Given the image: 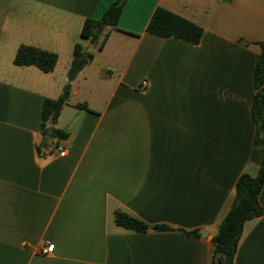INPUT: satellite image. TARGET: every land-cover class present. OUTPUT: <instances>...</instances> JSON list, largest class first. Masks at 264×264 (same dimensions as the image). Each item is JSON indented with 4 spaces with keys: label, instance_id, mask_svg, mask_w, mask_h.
Segmentation results:
<instances>
[{
    "label": "crops",
    "instance_id": "0c3cea01",
    "mask_svg": "<svg viewBox=\"0 0 264 264\" xmlns=\"http://www.w3.org/2000/svg\"><path fill=\"white\" fill-rule=\"evenodd\" d=\"M114 1L0 0V264H214L236 182L259 173L264 0H126L98 49L83 24ZM158 7L201 26V41L148 33ZM77 43L94 58L53 125L65 137L41 154L43 103L62 93ZM22 45L57 54L53 71L16 64ZM118 211L150 228L117 225ZM235 264H264V215L244 224Z\"/></svg>",
    "mask_w": 264,
    "mask_h": 264
},
{
    "label": "trees",
    "instance_id": "16d2710c",
    "mask_svg": "<svg viewBox=\"0 0 264 264\" xmlns=\"http://www.w3.org/2000/svg\"><path fill=\"white\" fill-rule=\"evenodd\" d=\"M126 0H115L97 19L87 18L83 24L81 38L91 45L102 49L109 37V27H117ZM147 32L161 38H177L191 44H198L203 36V28L194 22L181 17L163 7H158L147 26ZM261 53L254 70L255 93L252 99L251 117L255 123V143L261 147L262 159L259 173L256 177L242 174L236 182L235 197L232 206L218 226V232L213 238L215 245L214 264H235L239 241L242 237L244 224L264 215V207L259 201L260 192L264 186V40L260 42ZM94 58V53L86 51L82 44L75 46V56L68 71V82L57 99H46L42 108V142L38 151L50 147V139L55 136L65 137V134L53 128L57 123L62 107L67 103L71 93V83L79 72ZM15 63L18 65H34L44 72L55 68L58 56L53 52L40 48L22 45L18 48ZM85 106V105H81ZM117 225L136 232H146L150 226L142 220L116 212ZM156 230H169V226L156 225ZM199 236V230L186 232Z\"/></svg>",
    "mask_w": 264,
    "mask_h": 264
},
{
    "label": "built area",
    "instance_id": "2783aa9c",
    "mask_svg": "<svg viewBox=\"0 0 264 264\" xmlns=\"http://www.w3.org/2000/svg\"><path fill=\"white\" fill-rule=\"evenodd\" d=\"M147 86H148V81L147 80H143L141 82L140 88L144 89ZM46 153H48V149L43 148L42 151H41V154H46ZM53 153L55 155H57V156L63 157L65 155H67V146L64 143H59V144H57L55 146V148L53 150ZM53 249H54V245L53 244H48L47 246H44L41 249V253L43 255H48V254L53 252Z\"/></svg>",
    "mask_w": 264,
    "mask_h": 264
},
{
    "label": "water",
    "instance_id": "95a60500",
    "mask_svg": "<svg viewBox=\"0 0 264 264\" xmlns=\"http://www.w3.org/2000/svg\"><path fill=\"white\" fill-rule=\"evenodd\" d=\"M201 234H202V235H205V232H204V231H201Z\"/></svg>",
    "mask_w": 264,
    "mask_h": 264
}]
</instances>
